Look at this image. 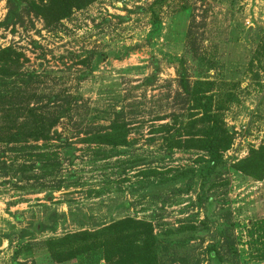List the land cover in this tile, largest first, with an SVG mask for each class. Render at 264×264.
Instances as JSON below:
<instances>
[{"label": "rangeland", "instance_id": "rangeland-1", "mask_svg": "<svg viewBox=\"0 0 264 264\" xmlns=\"http://www.w3.org/2000/svg\"><path fill=\"white\" fill-rule=\"evenodd\" d=\"M30 1L43 10L63 4ZM153 1L97 0L56 26L32 13L0 28V49L21 53L43 91L68 98L57 132L70 145L1 136L0 264H112L122 256L106 248L53 258L46 241L125 219L150 226L157 264H264V177L233 168L264 146V0H169L156 26ZM181 58L191 84L214 82L216 96L231 95L221 111L212 103L228 136L203 194L209 154L192 142L198 129L187 128L200 112L178 87ZM118 117L126 146L84 142ZM41 154L67 159L55 174L61 189L52 188V169L41 170Z\"/></svg>", "mask_w": 264, "mask_h": 264}, {"label": "trees", "instance_id": "trees-1", "mask_svg": "<svg viewBox=\"0 0 264 264\" xmlns=\"http://www.w3.org/2000/svg\"><path fill=\"white\" fill-rule=\"evenodd\" d=\"M97 0H63V4L56 8L52 5L33 9L30 0H7V13L0 23V28H15L23 24L24 16L34 13L41 14L48 27L56 26L73 9H82L86 5ZM169 0H154L149 6V13L152 15V26L159 24V10ZM187 9V7H182ZM25 16V17H26ZM191 29L188 35H191ZM193 58H197V51L192 46L190 49ZM22 54L12 47L0 49V122L2 123L1 136L9 142L27 144L29 142H52L57 141L68 149L66 138L60 136L58 131L59 121L68 107V98L61 99L56 92H45L40 88L41 75L35 72H25L24 62L21 63ZM24 61V60H23ZM185 59L178 62L176 76L178 87L183 91L187 103L192 104V109L199 111L200 115H192L187 128H197L193 135L198 148L209 154L208 165L199 173L200 191L203 194L210 179L215 174L221 161L220 151L226 148L225 139L228 136L227 130L223 128L220 114L212 113V103L215 102L217 111H221L224 103H229L231 95L216 96L214 92L215 83L210 81H196L191 84L184 69ZM151 77L150 79H153ZM146 82H149L147 80ZM224 100V101H222ZM170 129L169 126H162L159 130ZM53 130V132H51ZM110 131L101 133L92 132L84 139L85 143L107 147H124L127 145V124L121 122L118 117L112 122ZM190 130V129H189ZM84 132V131H83ZM190 135L192 134L189 132ZM56 134V135H55ZM85 134H88L85 132ZM71 154L70 151H67ZM41 162V170L52 169L51 181L55 190L61 189V182L55 180V174L61 169L66 158H59L57 155L41 154L37 156ZM74 158L71 156L68 161L71 163ZM30 167L23 166L24 169ZM233 168L253 179L264 177V146L257 149L251 148L246 158L238 161ZM65 180H63V183ZM202 200L207 202L205 196ZM151 228L143 221L125 219L112 223L93 232H78L68 234L60 238H53L46 241L47 248L53 258L65 257L69 254L79 255L85 251L105 249L110 254H121V258L113 260L112 264H157L155 259L156 246ZM76 243L85 244V250H81ZM154 245V246H153ZM70 255V256H72ZM211 255V254H210ZM109 261V259H106Z\"/></svg>", "mask_w": 264, "mask_h": 264}, {"label": "water", "instance_id": "water-1", "mask_svg": "<svg viewBox=\"0 0 264 264\" xmlns=\"http://www.w3.org/2000/svg\"><path fill=\"white\" fill-rule=\"evenodd\" d=\"M0 244H1V241H0Z\"/></svg>", "mask_w": 264, "mask_h": 264}]
</instances>
